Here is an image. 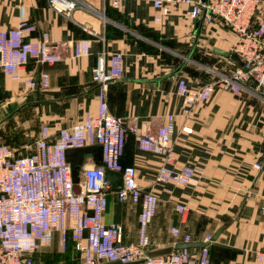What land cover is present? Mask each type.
I'll use <instances>...</instances> for the list:
<instances>
[{"label":"crops","instance_id":"obj_1","mask_svg":"<svg viewBox=\"0 0 264 264\" xmlns=\"http://www.w3.org/2000/svg\"><path fill=\"white\" fill-rule=\"evenodd\" d=\"M83 1L89 7H78L66 16L51 8L49 0H0V32L27 19L36 26L27 39L47 32L60 55L56 62L30 58L19 80L0 67V126L27 111L39 123L33 138L7 143L18 154H30L42 126L56 135L82 121L86 112L96 113L93 69L100 57L108 63L112 53L121 52L122 74L108 86V104L127 126L121 163L134 166L139 187L153 189L159 197L149 227L150 250L175 247L189 233L190 242L197 244L191 249L198 251L211 235V264H264L263 94L217 88L208 101L194 104L186 113L185 98L178 93L181 78L197 89L212 78V70L230 74L237 64L216 49L233 52L237 35L216 16L191 18V6L184 2L157 8L154 0H123L118 6L111 0ZM259 15L264 16V1ZM84 40L89 41L90 52L76 57V44ZM42 72L50 76L49 87L25 83L29 77L38 80ZM168 115L174 116L168 165L197 168L187 185L155 183L165 157L139 147V135L158 129ZM89 146L95 147L85 155L76 148L68 152L71 167L83 160L80 180L83 168L97 165L102 154L100 144ZM117 191L111 188L108 193L103 220L121 224L124 241L135 243L141 195L120 200ZM178 204L186 205V210L179 211ZM174 228L180 230L179 237ZM34 255L39 264H82L71 230L64 249L55 232L51 243Z\"/></svg>","mask_w":264,"mask_h":264},{"label":"built area","instance_id":"obj_2","mask_svg":"<svg viewBox=\"0 0 264 264\" xmlns=\"http://www.w3.org/2000/svg\"><path fill=\"white\" fill-rule=\"evenodd\" d=\"M122 1L111 0L115 6ZM263 1L154 0L157 8L167 2H184L191 6L188 11L191 18L216 16L238 38L233 52L239 55L243 66L237 64L230 74L216 72L197 89L190 88L185 78L179 80L178 93L185 98L186 113L194 104L208 101L217 88L236 93L260 92L264 98V16L259 15ZM49 5L66 16H71L78 7H89L83 0H49ZM161 19V16L156 17V20ZM35 29V24L23 19L16 27L0 32V67L15 80L21 79V69L30 58L40 63L60 60L49 33L45 32L39 39H27ZM89 52L88 40L76 44V57ZM122 61L121 52L112 53L108 63L104 57L98 59L93 69V80L98 88L96 113L86 112L82 121L61 128L56 135L44 125L30 154H18L0 137V264H36L35 252L50 244L55 232L60 234L63 249L66 247L69 230L81 253L82 264L114 261L119 264H211L208 246L211 235L198 251L182 248L166 255H147L151 246L149 227L159 197L153 189L139 187L134 166L121 163L127 126L123 117L110 111L108 104V86L121 76ZM25 83L47 88L50 76L42 72L38 80L29 77ZM173 130L174 116L168 115L158 129L139 135V147L165 157L155 183L187 185L197 174V168L187 165L175 169L168 165ZM93 144L102 146V164L83 168L80 190L76 192L67 151ZM106 169L123 174V187L117 191L120 200L141 195L139 238L135 243L124 241L121 224H106L103 220L112 188L106 179ZM186 208L184 204L177 205L181 212ZM173 233L179 237L180 230L174 228ZM190 241L191 235L185 234L183 243ZM259 259H263V255H259Z\"/></svg>","mask_w":264,"mask_h":264},{"label":"water","instance_id":"obj_3","mask_svg":"<svg viewBox=\"0 0 264 264\" xmlns=\"http://www.w3.org/2000/svg\"><path fill=\"white\" fill-rule=\"evenodd\" d=\"M206 1L207 0H204V2H206ZM216 52H218L224 56L230 57L231 60L233 62H235L236 64H239L241 66L244 65V63L241 60V58L239 57V55L235 52L224 51L221 49H216ZM94 147L95 146H83V147L76 148L75 150H78L82 154L85 155L88 152H91V150ZM100 148L102 150L101 146H100ZM68 152H69V150L67 151V158H68ZM96 163H97V165L102 164V154H101V157L96 158ZM82 165H83V160L78 162L76 165L72 166V172H73V178H74V182H75V191L76 192H79V190H80V188H79V181H80L79 171H80ZM105 175H106V179L110 182L113 189H115V190L122 189V187H123V174L122 173L115 172V171L110 170V169H106ZM195 245H197V244L191 243V242L181 243V244L176 245L175 247L168 246V247H164V248H158V249L150 250L147 253V255L149 257L166 255V254L171 253L174 249L191 248L192 246H195ZM199 245L201 247H203L206 245V243H200ZM107 264H119V262L114 261V262H108Z\"/></svg>","mask_w":264,"mask_h":264},{"label":"rangeland","instance_id":"obj_4","mask_svg":"<svg viewBox=\"0 0 264 264\" xmlns=\"http://www.w3.org/2000/svg\"><path fill=\"white\" fill-rule=\"evenodd\" d=\"M214 71L213 70L211 71L213 75H215L216 73V70ZM1 117L2 116H0V118ZM38 127H39V123L35 119L31 111H27L25 114L19 113L11 116L10 118L2 122L0 126V137L6 143L9 140L12 141L19 139L28 141L30 138H33V136L36 135L35 133L37 132ZM45 246L46 245L40 247L38 250H40ZM35 261L36 264H39L36 258Z\"/></svg>","mask_w":264,"mask_h":264},{"label":"trees","instance_id":"obj_5","mask_svg":"<svg viewBox=\"0 0 264 264\" xmlns=\"http://www.w3.org/2000/svg\"><path fill=\"white\" fill-rule=\"evenodd\" d=\"M34 258H35V255H34Z\"/></svg>","mask_w":264,"mask_h":264}]
</instances>
